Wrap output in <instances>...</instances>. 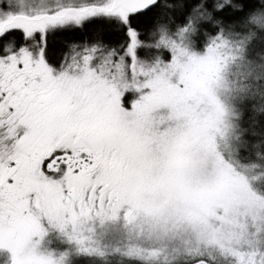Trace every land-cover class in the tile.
<instances>
[{
    "label": "snow or ice",
    "instance_id": "snow-or-ice-1",
    "mask_svg": "<svg viewBox=\"0 0 264 264\" xmlns=\"http://www.w3.org/2000/svg\"><path fill=\"white\" fill-rule=\"evenodd\" d=\"M0 264H264V0H0Z\"/></svg>",
    "mask_w": 264,
    "mask_h": 264
}]
</instances>
